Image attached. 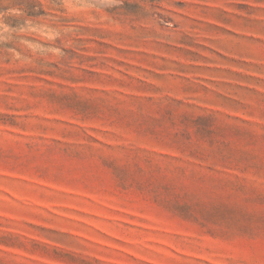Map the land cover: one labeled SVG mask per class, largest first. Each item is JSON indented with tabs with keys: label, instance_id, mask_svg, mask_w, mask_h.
Returning <instances> with one entry per match:
<instances>
[{
	"label": "rangeland",
	"instance_id": "1",
	"mask_svg": "<svg viewBox=\"0 0 264 264\" xmlns=\"http://www.w3.org/2000/svg\"><path fill=\"white\" fill-rule=\"evenodd\" d=\"M0 264H264V0H0Z\"/></svg>",
	"mask_w": 264,
	"mask_h": 264
}]
</instances>
